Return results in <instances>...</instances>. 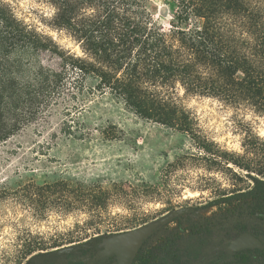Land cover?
Segmentation results:
<instances>
[{"label": "rangeland", "instance_id": "1", "mask_svg": "<svg viewBox=\"0 0 264 264\" xmlns=\"http://www.w3.org/2000/svg\"><path fill=\"white\" fill-rule=\"evenodd\" d=\"M5 1L17 19L51 37L60 50L81 54L51 26L49 5ZM168 4L152 0L150 6L166 33L173 20ZM40 59L60 69L54 54ZM29 76L26 67L21 81ZM169 93L224 151L243 155L247 133L264 140V116L253 110L187 96L180 87ZM199 156L188 135L137 117L109 95L86 88L69 102L59 101L0 142V264H117L116 255L100 253L103 238L178 210L183 213L144 242L134 264L140 258L150 264L234 263L225 248L242 234L262 242L245 247L255 264H264V185ZM67 248L73 249L56 252ZM29 249L39 250L29 256Z\"/></svg>", "mask_w": 264, "mask_h": 264}, {"label": "trees", "instance_id": "2", "mask_svg": "<svg viewBox=\"0 0 264 264\" xmlns=\"http://www.w3.org/2000/svg\"><path fill=\"white\" fill-rule=\"evenodd\" d=\"M37 1L54 10L51 26L81 54L60 50L0 0V142L87 88L188 135L201 159L264 185V140L247 133L243 155L224 151L169 93L180 87L187 96L264 116V0H169V33L154 21L152 0ZM46 53L59 58V70L43 65ZM26 67L30 76L21 81ZM139 264L150 262L140 258Z\"/></svg>", "mask_w": 264, "mask_h": 264}, {"label": "water", "instance_id": "3", "mask_svg": "<svg viewBox=\"0 0 264 264\" xmlns=\"http://www.w3.org/2000/svg\"><path fill=\"white\" fill-rule=\"evenodd\" d=\"M182 213L183 211L181 210L173 211L159 220L138 229L103 238L99 246L100 253L103 256L116 255L118 260L117 264H134L144 242L160 228H163L175 220ZM242 238L246 240L243 243L240 242ZM245 245L253 246L255 248H260L262 246L258 239L251 237L248 234H244L240 238L233 240L230 245L226 247V251L228 253L237 252L248 248L245 247ZM72 249L73 248L62 249L59 253H66Z\"/></svg>", "mask_w": 264, "mask_h": 264}, {"label": "flooded vegetation", "instance_id": "4", "mask_svg": "<svg viewBox=\"0 0 264 264\" xmlns=\"http://www.w3.org/2000/svg\"><path fill=\"white\" fill-rule=\"evenodd\" d=\"M242 235H244V234H242ZM241 235V236H242ZM249 235V234H248ZM240 236V237H241ZM251 236V235H250ZM240 237H237L236 239H238V238H240ZM251 237H253V236H251ZM255 238V237H254ZM235 239V240H236ZM257 239V238H256ZM259 240V239H258ZM232 241H230L228 244H227V246L228 245H230V243H231ZM261 244H262V242H261ZM226 246V247H227ZM225 252L227 253V251H226V248H225ZM232 255H233V257H235V258H233V260L232 261H234V263H230V264H255V259H256V257H255V255L254 254H252V253H250V251L248 250V249H243V250H240V251H237V252H233L232 253Z\"/></svg>", "mask_w": 264, "mask_h": 264}]
</instances>
